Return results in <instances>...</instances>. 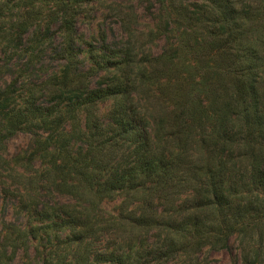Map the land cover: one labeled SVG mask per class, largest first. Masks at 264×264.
I'll return each mask as SVG.
<instances>
[{"label": "trees", "instance_id": "obj_1", "mask_svg": "<svg viewBox=\"0 0 264 264\" xmlns=\"http://www.w3.org/2000/svg\"><path fill=\"white\" fill-rule=\"evenodd\" d=\"M11 1L25 13L7 44L23 45L26 68L0 64V144L29 133L18 174L31 183L35 172L46 189L41 198L6 183L5 200L38 202L17 204L9 219L6 202L0 264H208L201 252L227 249L233 236V264H263L264 0L247 12L239 0L151 1L178 33L148 63L112 50L106 33L95 47L79 32L104 0H0V17ZM48 54L55 71L33 83ZM159 60L160 88L171 90L163 115L138 93ZM116 201V214L104 209Z\"/></svg>", "mask_w": 264, "mask_h": 264}, {"label": "rangeland", "instance_id": "obj_2", "mask_svg": "<svg viewBox=\"0 0 264 264\" xmlns=\"http://www.w3.org/2000/svg\"><path fill=\"white\" fill-rule=\"evenodd\" d=\"M151 1L153 0H104L96 4L94 7H91L86 18H81L79 20V32L84 36L85 40L93 43L95 47H100L102 45L101 39L106 33L108 36V43L112 47V50L117 51L118 49H123V51L130 52V57L136 58L142 63H148L147 61L153 60L155 56L160 55L169 48L166 43L169 35L172 36L175 33H178L175 32L177 29L174 25H172L173 29L168 26L167 21L173 22V18H167L166 13L162 11L163 8L161 6H159L161 12L158 9L156 11L153 10L152 12L147 10V7H152ZM184 1H191L190 3H192L194 0ZM250 1L251 0H239L242 12L250 10V7H252ZM254 4L258 5V2H254ZM21 5L22 4H19V2L11 1V6H13L14 10L10 11L8 9V11H5L0 17V64L8 63L10 60H13L19 67L25 69L26 67L21 65L23 61V54L21 52L23 45L19 44L15 46L13 43L7 44L9 37L14 38L12 29L13 24L15 23L14 21L17 19L19 20L20 15L25 13L24 8H19ZM157 25H162L164 30L160 31L158 29L159 27L157 28ZM184 58L187 61L188 57ZM158 62L159 71L157 70V72L155 68L153 69L152 67L148 69L149 72L146 81L138 90V93L141 99L144 101L145 99L147 100L155 115H163L166 110V100L170 96L169 92H171V90L165 89V91L162 92L160 88L164 87L166 83V72H164L163 69L167 68V64L162 60H159ZM182 62L178 64V67H183ZM57 63V60L52 56L49 57L48 54V56L45 57L42 67L38 65L36 67L38 70L32 77H30L34 80L33 83H36L38 79L44 75L47 76L52 71H55ZM86 64L91 65L92 63L90 60L86 59ZM101 71L104 75L106 74V80L114 79L115 70L113 64H110L109 68H103ZM131 71L134 75H137L138 70L136 67H134V71L133 68H130L129 73H131ZM31 79H26L25 83H28ZM227 83L230 85V81H227ZM160 84L161 86H159ZM110 107V102L103 105L102 112H107ZM229 130L231 131L230 126ZM32 144L33 140L31 139V135L24 132L19 133L16 137L9 140L6 145L0 144V214H3L6 202L8 204L7 207L15 203L12 208L11 206L8 208L6 214L8 219L11 218V209L16 207L17 204L21 207L25 202L28 204L31 202L37 203L38 201H35L37 199L29 196H24L23 198L20 192H14L9 200H5V193L3 192H5L8 185L6 183L15 181L11 183L13 187H30L33 190L32 194L40 195V197L45 193L46 185L42 181V178L38 180L35 172L31 171L29 172L30 175H32L31 183L25 182L18 174V172L23 171L21 164L15 163V160L20 161V159H24L30 145ZM203 156L205 160L209 158V155L204 152ZM23 162L24 160L20 161V163ZM39 166V161H37L35 168H39ZM23 191L26 192V190ZM50 197H54L51 198L52 200H59V198L56 199L55 195ZM103 207L109 213L116 214L120 208V202H104ZM14 216H17V213H14ZM240 253V241L236 236H233L227 249L215 250L205 248L201 252L200 258L204 263L208 262V264H233L236 256L240 255ZM262 258L264 259L263 247ZM256 261L257 257L255 256L252 258V262L255 263ZM260 261L263 260L260 258ZM262 263L264 264V261Z\"/></svg>", "mask_w": 264, "mask_h": 264}]
</instances>
